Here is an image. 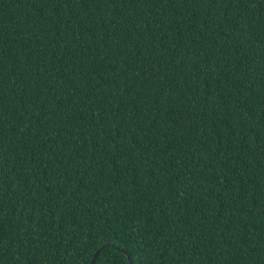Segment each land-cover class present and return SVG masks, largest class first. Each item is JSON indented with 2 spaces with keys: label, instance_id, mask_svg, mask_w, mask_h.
<instances>
[{
  "label": "trees",
  "instance_id": "obj_1",
  "mask_svg": "<svg viewBox=\"0 0 264 264\" xmlns=\"http://www.w3.org/2000/svg\"><path fill=\"white\" fill-rule=\"evenodd\" d=\"M92 260L264 264V0H0V264Z\"/></svg>",
  "mask_w": 264,
  "mask_h": 264
},
{
  "label": "water",
  "instance_id": "obj_2",
  "mask_svg": "<svg viewBox=\"0 0 264 264\" xmlns=\"http://www.w3.org/2000/svg\"><path fill=\"white\" fill-rule=\"evenodd\" d=\"M126 255H127V257L130 259V255H129V253H127V252H125V251H123ZM97 253H98V251L95 253V255H94V258H95V256L97 255ZM93 262H94V260H92V262H91V264H93ZM130 264H132V261L130 260Z\"/></svg>",
  "mask_w": 264,
  "mask_h": 264
}]
</instances>
